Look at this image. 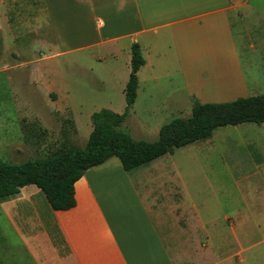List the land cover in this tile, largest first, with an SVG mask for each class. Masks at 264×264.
<instances>
[{"label":"crops","instance_id":"obj_1","mask_svg":"<svg viewBox=\"0 0 264 264\" xmlns=\"http://www.w3.org/2000/svg\"><path fill=\"white\" fill-rule=\"evenodd\" d=\"M45 3L59 42L68 40V51L85 53L112 43L120 51L112 55L117 58L122 49L120 58L130 70L132 46L138 43L145 59L139 84L143 73L153 81L165 76L180 93L202 103L249 96L245 93L256 86L247 77L256 58L245 52L253 47L248 48L250 41L264 38L251 35L261 18L251 0ZM234 9L245 16L232 14ZM68 13L74 14L69 21L64 17ZM73 25L81 27L84 35L76 36L81 40L65 37V29ZM121 63L115 60L102 69L108 74L118 70L121 76ZM174 152L129 171L117 157L88 169L76 183V205L69 210H54L36 185L0 198V264H202L200 241L212 240L214 234L194 202L187 204L192 220L182 213L181 170ZM228 217L226 213L213 219L217 236L226 235Z\"/></svg>","mask_w":264,"mask_h":264},{"label":"rangeland","instance_id":"obj_2","mask_svg":"<svg viewBox=\"0 0 264 264\" xmlns=\"http://www.w3.org/2000/svg\"><path fill=\"white\" fill-rule=\"evenodd\" d=\"M251 2L261 10L251 35L264 38V0ZM232 14L245 16L235 9ZM73 15L64 17L69 21ZM73 26L65 29V37L81 40L76 37L84 35L81 27ZM67 42H59L45 0H0V158L4 161L18 164L46 158L65 144L85 147L93 130V113L124 112V79L131 71L121 59L124 51L116 58L112 53H119L118 47L107 43L85 53L72 52ZM248 48L245 53L256 59L247 77L256 86L245 94H264V40H252ZM101 55L107 58L95 59ZM115 60L123 63L121 76L118 70L108 74L102 69ZM146 74L122 129L134 139L153 142L164 124L190 118L194 102L200 100L180 93L165 76L153 81ZM174 154L181 170L182 213L192 220L187 204L194 202L214 234L212 240L201 239L200 261L264 264V124L221 127L212 138L178 148ZM226 213L227 233L217 236L213 219Z\"/></svg>","mask_w":264,"mask_h":264},{"label":"trees","instance_id":"obj_3","mask_svg":"<svg viewBox=\"0 0 264 264\" xmlns=\"http://www.w3.org/2000/svg\"><path fill=\"white\" fill-rule=\"evenodd\" d=\"M145 64L141 46H132L131 73L125 88L123 113L102 109L92 114L93 130L85 147L65 144L42 159L9 163L0 158V198L18 194L36 185L46 194L54 210H69L76 205L75 186L84 173L113 157L126 171L148 163L175 149L208 140L215 131L228 125L264 124V94L238 97L226 102L195 101L192 116L175 118L164 124L156 141L134 139L122 129L138 97L139 70Z\"/></svg>","mask_w":264,"mask_h":264}]
</instances>
